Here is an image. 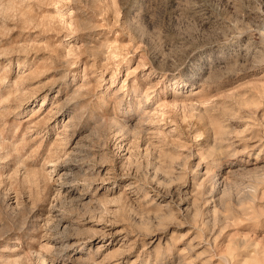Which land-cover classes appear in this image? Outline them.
<instances>
[{"label": "rangeland", "instance_id": "374dc122", "mask_svg": "<svg viewBox=\"0 0 264 264\" xmlns=\"http://www.w3.org/2000/svg\"><path fill=\"white\" fill-rule=\"evenodd\" d=\"M43 259L264 264V0H0V264Z\"/></svg>", "mask_w": 264, "mask_h": 264}, {"label": "bare ground", "instance_id": "6f19581e", "mask_svg": "<svg viewBox=\"0 0 264 264\" xmlns=\"http://www.w3.org/2000/svg\"><path fill=\"white\" fill-rule=\"evenodd\" d=\"M50 164V163H49ZM43 261H44V259L42 260V264H43Z\"/></svg>", "mask_w": 264, "mask_h": 264}]
</instances>
